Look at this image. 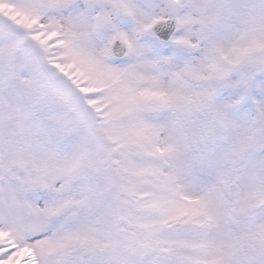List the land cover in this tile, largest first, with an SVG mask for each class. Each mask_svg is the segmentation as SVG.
Here are the masks:
<instances>
[{
  "label": "snow or ice",
  "instance_id": "snow-or-ice-1",
  "mask_svg": "<svg viewBox=\"0 0 264 264\" xmlns=\"http://www.w3.org/2000/svg\"><path fill=\"white\" fill-rule=\"evenodd\" d=\"M0 264H264V0H0Z\"/></svg>",
  "mask_w": 264,
  "mask_h": 264
}]
</instances>
